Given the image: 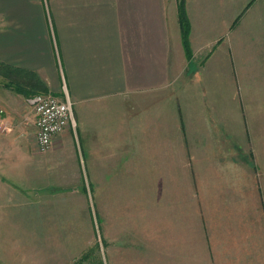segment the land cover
<instances>
[{
	"label": "crops",
	"instance_id": "1",
	"mask_svg": "<svg viewBox=\"0 0 264 264\" xmlns=\"http://www.w3.org/2000/svg\"><path fill=\"white\" fill-rule=\"evenodd\" d=\"M184 3L189 63L177 0H0V65L24 72H0V242L64 243L40 256L71 264L102 179L104 264H264V172L243 161L238 101L264 98V0ZM37 85L73 108L48 152Z\"/></svg>",
	"mask_w": 264,
	"mask_h": 264
},
{
	"label": "rangeland",
	"instance_id": "2",
	"mask_svg": "<svg viewBox=\"0 0 264 264\" xmlns=\"http://www.w3.org/2000/svg\"><path fill=\"white\" fill-rule=\"evenodd\" d=\"M179 5V0H177V7ZM179 21V19H178ZM181 30V29H180ZM183 44V40H182ZM184 48V45H183ZM185 51V48H184ZM186 61L189 63L191 57L189 58L186 54ZM198 60H196L197 62ZM187 63V64H188ZM182 70V61L176 71L181 72ZM183 73L180 74V77L174 81L171 85L170 89L176 91L175 94L182 93L181 81H182ZM33 92H38L33 91ZM178 96V95H176ZM191 100V99H190ZM190 100H185L190 101ZM192 102L194 100H191ZM224 106L228 103V100H223ZM239 107H242L240 111V123L246 125V129H248V137H253V146H248L246 148L247 154L246 158L243 159L244 163H246L247 159H249L248 165L250 170H254L256 173L260 174L264 172V129L260 125V120L262 114L259 112L264 108V98H255V99H239ZM186 104L183 103V98L178 96L175 100V106L183 107ZM251 108H255L254 115L251 114ZM240 110V109H239ZM180 116V114H179ZM222 119L224 123L231 122L230 113H224L222 115ZM255 121V122H254ZM252 127V129H251ZM242 149V148H241ZM244 166L246 164H243ZM260 172V173H259ZM259 181H263L262 178L258 179ZM165 179L159 180H144V185L152 187L154 189L151 192H157V188H160L162 185L166 184ZM88 183L85 180V184ZM149 183H152L149 184ZM91 187V185H90ZM88 186V201H89V210L85 212L78 213L80 222L85 220L87 215V220L89 223H92L94 231L93 234H89V240L84 246L78 249V255L71 264H104L103 261V252H104V235H103V194H102V179L95 180V188H90ZM145 188V187H144ZM148 196H144L146 198ZM159 197V195H158ZM149 214V212H148ZM91 220V221H90ZM90 228V227H89ZM92 231V230H91ZM109 231V229H108ZM34 235H38L33 233ZM2 238V237H1ZM64 243H54V242H30V243H17V242H0V264H45L44 260L40 256L41 253L45 256L46 250L45 248H50V253L55 254L56 251H60L63 247ZM112 245V244H111ZM108 246V245H107ZM65 247H69L65 243ZM80 247V246H79ZM86 254L89 256V259L84 260Z\"/></svg>",
	"mask_w": 264,
	"mask_h": 264
},
{
	"label": "built area",
	"instance_id": "3",
	"mask_svg": "<svg viewBox=\"0 0 264 264\" xmlns=\"http://www.w3.org/2000/svg\"><path fill=\"white\" fill-rule=\"evenodd\" d=\"M27 104L35 115L38 147L48 152L55 138L74 125L72 103L51 93H37L27 98Z\"/></svg>",
	"mask_w": 264,
	"mask_h": 264
},
{
	"label": "trees",
	"instance_id": "4",
	"mask_svg": "<svg viewBox=\"0 0 264 264\" xmlns=\"http://www.w3.org/2000/svg\"><path fill=\"white\" fill-rule=\"evenodd\" d=\"M178 19H179V26L181 29V35H182V40H183V45L186 51L187 56L190 58L192 56V50H191V46H190V42H189V35H190V23H189V19L187 16V12H186V8H185V3L184 0H179V5H178ZM0 72L2 74H4L6 77L8 78H13V77H17V76H22V74L24 73L21 70L15 69L13 67H9V66H5V65H0ZM12 81V82H11ZM10 83L16 87L17 91H21L23 93H26L22 90L21 85H18L16 83H14V80L11 79ZM10 84H8L9 86ZM37 89L38 92H34V93H48V91L44 88L41 87L39 85H37ZM26 95H31L30 93L26 94ZM34 95V94H32ZM89 259V256L86 254L84 260Z\"/></svg>",
	"mask_w": 264,
	"mask_h": 264
}]
</instances>
